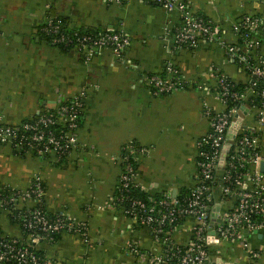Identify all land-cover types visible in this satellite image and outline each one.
Returning a JSON list of instances; mask_svg holds the SVG:
<instances>
[{
	"label": "crops",
	"instance_id": "0c3cea01",
	"mask_svg": "<svg viewBox=\"0 0 264 264\" xmlns=\"http://www.w3.org/2000/svg\"><path fill=\"white\" fill-rule=\"evenodd\" d=\"M182 1L214 21L231 43L236 41L232 26L240 18H264V0ZM49 12L66 20L69 28L123 32L131 45L121 56L103 49L86 63L77 51H62L43 39ZM179 21L177 12L142 0L122 5L103 0H0V122L17 126L61 101L83 97L78 144L64 161L54 154L18 155L10 145L0 144V185L23 191L39 179L50 214L62 213L87 226L88 240L63 233L55 243L40 244L50 264H146L127 252L131 242L145 253L162 251L151 231L138 227L115 204L124 154L131 145L146 150L139 155L137 181L151 195L175 197L190 190L197 175V143L210 131L207 114L222 110L217 78L243 85L252 80L217 43L177 49L170 33ZM169 64L186 85L156 96L148 77L167 76ZM261 149L264 154V128ZM216 195L219 199L220 193ZM193 224L186 220L172 239L189 245ZM0 229L8 238L23 236L6 210H0ZM248 245H211L213 263L221 258L230 264H264V229L248 235Z\"/></svg>",
	"mask_w": 264,
	"mask_h": 264
},
{
	"label": "built area",
	"instance_id": "2783aa9c",
	"mask_svg": "<svg viewBox=\"0 0 264 264\" xmlns=\"http://www.w3.org/2000/svg\"><path fill=\"white\" fill-rule=\"evenodd\" d=\"M103 1L108 5H122L126 0ZM142 1L180 15L179 24L170 33L177 49L194 50L202 43H217L224 48L228 60L241 65L252 76L250 86L242 94L233 91L227 77L220 75L217 78L216 95L222 110L207 114L210 131L197 143L196 181L187 195L181 198V193L175 197L165 196L159 201L150 198L148 203L130 197L123 201L130 203L122 208L123 213L138 227L148 228L153 238L162 245L160 253H145L136 242H131L127 247L128 253L146 264H213L211 245L221 241L237 242L247 249L248 235L264 229V173L261 171V164L264 163L261 149V131L264 128V18L251 14L240 18L232 26L236 41L231 43L214 21L195 13L185 1ZM60 29L59 24L49 21L45 33ZM77 36L73 40L62 34L55 37L52 43L66 47L74 45L73 51L80 53L86 63L92 61L97 51L110 49L121 56L131 45L127 34L113 29H108L96 39ZM148 82L156 96L173 94L186 85L179 71L170 64L167 76H149ZM257 97L261 99L259 106L256 103L251 105L249 99L254 102ZM70 100L58 103L55 116L45 114L34 122L17 126L0 122V144L10 145L18 153L26 149V153L39 157L54 154L59 161L66 159L77 147L78 118L84 108L82 96ZM235 102L238 105L232 106ZM249 119L253 123H248ZM56 123L64 124L67 131L57 135L49 130ZM128 150L132 155L146 152L145 149L137 151L133 145ZM127 161L128 157L124 156V163ZM137 178L134 167L127 164L120 177L119 191L122 194H129L133 188L147 191ZM34 180L26 190H19L18 196L0 202V210H3V204H15L17 207L27 206L29 202L34 204L31 206L33 209H28L23 216L26 228L34 234L26 240L19 238L25 245H21L16 238H12L15 239L12 242L1 239L0 264H50L37 254L39 246L53 233L65 228L70 234L88 240L87 226L67 223V219L72 220L67 215L57 214L54 220L46 217L41 209L45 191L41 181ZM217 193H220L219 199ZM117 201L120 202L121 198ZM214 217L219 222L214 227V235L210 236L209 226ZM189 219L194 221L191 240L189 245L181 246L172 239V234Z\"/></svg>",
	"mask_w": 264,
	"mask_h": 264
},
{
	"label": "trees",
	"instance_id": "16d2710c",
	"mask_svg": "<svg viewBox=\"0 0 264 264\" xmlns=\"http://www.w3.org/2000/svg\"><path fill=\"white\" fill-rule=\"evenodd\" d=\"M49 21H52L53 24H59V26L61 28L59 30L60 32L58 31V32L50 33V34L45 33V29L48 27ZM41 30H42L43 39L49 45H51L52 47L58 48V49H60L62 51H65V52L72 51L73 48H74V45H70V46L66 47V46L61 45V44H53L52 41H53V39L55 37H59L60 35L65 34V35H68V36L72 37L73 40H75V35H78L77 37H91L93 39H96V38L99 37V35H101L102 33H106L108 31V29L90 30V29H83V28L82 29L69 28L66 20H64V19H62L60 17H56V15H53L51 12L48 13V22L46 24H44V26L42 27ZM102 50L97 51L95 56H97L99 54L98 52H101ZM83 60H84V57H83ZM160 77H165V75L164 76H160ZM229 82L232 83V85H233V88H232L233 91H236L239 94L244 93L245 89L250 86V85H243V84H240V83H235V82L231 81L230 79H229ZM257 98L258 99H255L254 102H253V99L250 98L249 99V103L251 105L256 103V105L259 106V104L261 103V99H259V97H257ZM70 101L71 100H68V102H70ZM235 105H238V103L237 102L232 103V106H235ZM57 109H58V106H56L55 109L46 110L43 113H41L40 115H38L37 117H34L33 119L27 120V121H25L23 123L34 122V121L40 119L45 114L48 115V116H50V115H54L55 116L56 113H57ZM82 120H83V111H81V113L79 114V118H78L79 128L81 127ZM49 130H52L55 134H57V133L60 134L62 132H66L67 131V127L64 126V124L56 123V124L50 126ZM134 147H135V149L137 151L142 149V148H139L137 146H134ZM26 151H27L26 149H23L19 153L16 151V153L18 155H25ZM33 155H35V154H33ZM124 156L128 157V161L124 163L123 168H125V166L127 164H130V165H132L134 167L135 171L138 174L139 155L138 154L132 155V154H129V153H125ZM64 160H65V158L61 159L60 161L62 162ZM34 181H36V180H33V182ZM42 186H43L44 191H45L46 189H45V185L43 183H42ZM189 191L190 190L181 192L179 197L181 198L182 196L187 195L189 193ZM19 193H20L19 190L11 189V188H9L7 186L0 185V202H4L5 200H8V199H10L11 197H14V196H18ZM127 197L140 199V200L144 201L145 203H148L150 198H154L157 201L165 198V196L151 195L150 193H148L147 191H144L142 189H134L133 188V189H131V192L129 194H125V193L122 194L119 191V189H117V192L115 194V204L117 205V207L122 209L125 206H129L130 203L128 204V202H123ZM118 198H121L120 202L117 201ZM30 208L33 209V207H28V206L17 207V205H15V204H3V206H2L3 210L8 211L12 223L20 226L21 231H22V235H23L21 239H23V240H26L27 237L30 234H34L30 229L26 228L25 221L23 219L24 214H26L28 209H30ZM41 209L45 212V214L47 215L46 217H48L49 219L54 220V219L57 218V214H50L47 211V209L45 207V199H43V205L41 206ZM67 223L75 224V225L77 224L75 221L68 220V219H67ZM63 233H69L68 228H65L61 232L53 233L51 235V237L46 239L45 241L50 242V243H55ZM3 236L4 235H3V233H2V231L0 229V240L4 239L5 241H8V242H12V241L15 240V239L8 238V237H4L3 238ZM16 241H20L21 245H25L23 242H21L22 240L16 239ZM37 254L41 258H45L46 259V257H45V255H44L42 250H39L37 252Z\"/></svg>",
	"mask_w": 264,
	"mask_h": 264
},
{
	"label": "water",
	"instance_id": "95a60500",
	"mask_svg": "<svg viewBox=\"0 0 264 264\" xmlns=\"http://www.w3.org/2000/svg\"><path fill=\"white\" fill-rule=\"evenodd\" d=\"M261 171L264 173V163L261 164ZM217 222H219V219L214 217L212 219L210 226H209L210 236L214 235V227L216 226ZM213 264H230V263H227L223 259L218 258Z\"/></svg>",
	"mask_w": 264,
	"mask_h": 264
},
{
	"label": "rangeland",
	"instance_id": "374dc122",
	"mask_svg": "<svg viewBox=\"0 0 264 264\" xmlns=\"http://www.w3.org/2000/svg\"><path fill=\"white\" fill-rule=\"evenodd\" d=\"M222 244H223V243H222ZM222 244H220V246H222ZM220 246H219V247H220Z\"/></svg>",
	"mask_w": 264,
	"mask_h": 264
}]
</instances>
